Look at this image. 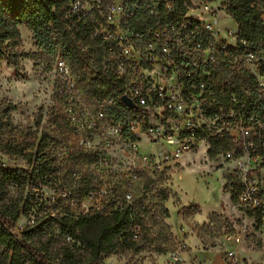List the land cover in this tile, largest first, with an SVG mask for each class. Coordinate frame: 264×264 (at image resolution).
<instances>
[{
    "label": "rangeland",
    "instance_id": "1",
    "mask_svg": "<svg viewBox=\"0 0 264 264\" xmlns=\"http://www.w3.org/2000/svg\"><path fill=\"white\" fill-rule=\"evenodd\" d=\"M80 1L90 23L96 25L105 20L109 0ZM121 1L128 4L133 0ZM190 1L189 15L193 18L211 22L217 17L227 28L234 25L225 18L227 0ZM19 32V42L7 43L0 55V111L9 104L15 106L8 113L11 125L5 120V142L20 144L25 151L23 155L0 151V166L25 170L32 176L24 185L8 187L0 202L2 208L19 211L18 220L11 224L19 238L45 250L49 259L62 247L75 244L73 236L56 226L54 216L48 212L56 208L61 212V206L69 204L66 196L60 195L66 186L77 202L73 208L77 211L88 212L96 204L124 195L131 198L133 206H143L141 218L146 227L138 230L144 248L110 255L104 259L106 264H231L229 252L236 248L246 259L240 264L260 263L264 223L233 200V182L241 177L242 158H228L223 152L211 157L210 147L206 146L180 161L152 168L154 162L163 160L159 157L163 149L142 136L138 155L128 163L122 152L124 142L109 146L110 137L105 132L95 136L97 132L89 130L88 125L83 126L81 133L92 138L97 149H82L68 119V107L87 117L103 110L111 118L109 107L78 79L81 95L70 100L62 98L55 65L58 60H66L63 53L60 50L54 57L42 49L34 32L24 25ZM79 45L91 69L110 68L105 47L97 40L89 37L88 47L83 41ZM152 156L154 162L145 160ZM86 184L90 185L82 197L77 192ZM51 204L55 206L50 209ZM87 233L94 237L99 228H90ZM230 236L239 237L241 243L236 245L228 239ZM82 252L86 258V251Z\"/></svg>",
    "mask_w": 264,
    "mask_h": 264
},
{
    "label": "built area",
    "instance_id": "2",
    "mask_svg": "<svg viewBox=\"0 0 264 264\" xmlns=\"http://www.w3.org/2000/svg\"><path fill=\"white\" fill-rule=\"evenodd\" d=\"M181 1V14L164 21L174 16V3L179 5ZM228 4L227 0L225 18L234 22L230 28L217 17L206 22L190 16V0H133L128 4L109 0L105 20L83 36V44L87 46L92 37L105 47L110 68L103 72L122 92L109 93L103 84L106 74L87 67L83 72L98 81V100L104 106L110 109L123 105L133 113L125 123L108 118L103 110L87 117L68 107L67 116L85 150H96L97 146L92 138L82 135L84 125L97 132L95 136L105 132L110 137L109 146L124 142L122 152L128 163L138 155L142 136L160 145L162 164L154 162V156L145 158L154 162L152 168L180 161L201 147H211L213 141L227 140L231 149L226 156L242 158L236 203L264 223V36L248 38ZM251 7L260 11L264 27L261 0H252ZM69 8L72 15L87 19L82 1L70 0ZM138 12L157 19L155 26L146 30L135 27L133 20ZM101 27L103 31H98ZM55 74L62 98L81 95L77 76L66 60L57 61ZM123 97L133 107L126 105ZM93 208L98 210L97 204ZM228 239L236 245L241 243L239 237ZM245 261L239 249L229 252L231 264ZM259 264H264V253Z\"/></svg>",
    "mask_w": 264,
    "mask_h": 264
},
{
    "label": "trees",
    "instance_id": "3",
    "mask_svg": "<svg viewBox=\"0 0 264 264\" xmlns=\"http://www.w3.org/2000/svg\"><path fill=\"white\" fill-rule=\"evenodd\" d=\"M228 1L231 15L242 25L248 38L257 40L264 36L261 13L251 7L252 0ZM183 3V1L179 5L174 3L176 14L163 20H175L181 14L178 7H183ZM261 4L264 8V0H261ZM69 5L70 0H0V55L4 53V46L7 43L19 42V27L24 25L34 32L42 49L47 50L54 57L61 50L77 79L89 87L90 91H94L95 97L99 99L101 94L97 90L98 81H94L83 72L84 68H91V65L83 57V48L79 45L80 41H84L83 36L95 26V23L72 15ZM133 21L135 27L146 30L153 28L158 20L144 16L143 12H138ZM76 29L78 32H75ZM100 72V74H106L102 70ZM103 84L108 87L110 94L122 92V88L111 79L109 74L104 76ZM10 109H15V106L9 104L5 110L0 111V151L9 153L13 151L18 155H23L25 151L20 144L13 145L5 142L4 126L6 119L8 120L6 124L11 125L8 114ZM109 111L112 119L122 123H125L133 113V110L123 105L110 108ZM230 149L231 146L227 140L213 141L209 155L216 157L222 152L227 153ZM81 155L84 156V154ZM29 161H33V153L29 155ZM31 180L32 176L25 170L0 166V202L6 196L8 187L21 186ZM89 185L83 186L77 194L85 196L86 193H83ZM233 187V200L236 201L241 188L239 180L233 182ZM66 188L65 186L60 195H65V200H69V204L61 206V212L58 208L48 212L49 216H54L52 221H55L56 226L73 236L75 244L72 247H62L49 259L45 250H39L27 239H21L13 234L14 226L12 225L18 220L19 211L0 206V264H106L104 259L110 255L128 251L137 252L144 248L139 241L138 230L146 227L141 218V212L144 209L141 204L133 206L131 199L128 200L127 195H124L109 198L104 204H97L98 210L93 208L88 212L77 211L73 209L77 202ZM71 199H73L72 203ZM56 200H54L55 204L58 202ZM55 204H51L50 209ZM93 227L99 228V233L91 237L87 230ZM77 243L81 246H76ZM82 250L86 251V258Z\"/></svg>",
    "mask_w": 264,
    "mask_h": 264
},
{
    "label": "water",
    "instance_id": "4",
    "mask_svg": "<svg viewBox=\"0 0 264 264\" xmlns=\"http://www.w3.org/2000/svg\"><path fill=\"white\" fill-rule=\"evenodd\" d=\"M122 101H123L126 105H128V106H130V107H133L132 102H131L127 97H123V98H122Z\"/></svg>",
    "mask_w": 264,
    "mask_h": 264
}]
</instances>
